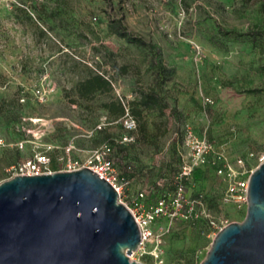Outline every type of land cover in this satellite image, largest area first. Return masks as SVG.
<instances>
[{
  "label": "rangeland",
  "instance_id": "rangeland-1",
  "mask_svg": "<svg viewBox=\"0 0 264 264\" xmlns=\"http://www.w3.org/2000/svg\"><path fill=\"white\" fill-rule=\"evenodd\" d=\"M113 19L158 47L167 69L161 87L167 109L163 115L143 112L133 131L111 105L127 110L142 91L155 88L156 68L148 48L108 30ZM93 74L109 79L111 92L78 100L77 83ZM187 132L212 144L232 167L242 159L251 171L264 158L261 0H0V183L35 153L49 156L50 170L57 171L65 147L84 164L107 145L117 173L129 181L123 201L142 192L152 204L174 189L189 155ZM219 166L194 169L186 197L197 226L176 221L160 237L163 264L204 259L217 233L200 216L204 209L218 222L243 221L246 211L221 203L223 186L214 175ZM166 226L162 220L154 228ZM130 261L156 264L147 255Z\"/></svg>",
  "mask_w": 264,
  "mask_h": 264
},
{
  "label": "water",
  "instance_id": "water-1",
  "mask_svg": "<svg viewBox=\"0 0 264 264\" xmlns=\"http://www.w3.org/2000/svg\"><path fill=\"white\" fill-rule=\"evenodd\" d=\"M138 227L89 169L0 183V264H140ZM200 264H264V163L250 174L246 214L214 236Z\"/></svg>",
  "mask_w": 264,
  "mask_h": 264
},
{
  "label": "built area",
  "instance_id": "built-area-1",
  "mask_svg": "<svg viewBox=\"0 0 264 264\" xmlns=\"http://www.w3.org/2000/svg\"><path fill=\"white\" fill-rule=\"evenodd\" d=\"M39 100L45 98L43 90L36 91ZM21 102L24 100L21 99ZM123 125L127 131H133L136 128L135 120L129 116L128 110L125 111ZM125 141H130L125 139ZM4 146V141L0 137V150ZM184 146L189 155L183 158L175 185L172 192L164 191L159 197L149 204L147 197L142 192L137 193L135 200L129 204L123 201L124 192L129 185V181L117 173L113 162L110 160V147L104 145L92 151L85 159L84 164H79L77 160L71 157L72 147L63 149V156L58 160L62 168L57 171H51V158L42 153H35L33 157L23 160L9 170V176L6 180L15 176H38L47 175L54 172H72L81 168L89 169L92 173L102 178L108 183L118 195V201L126 206L131 213L140 234V243L137 251L131 254L139 257L150 256L156 264H163V250L159 246L160 237L166 233L171 225L176 221H186L193 225L198 216L192 215V201L186 197V186L191 180L194 169H202L209 164L215 165L222 163V166L216 167L214 175L223 186L221 194V203L224 206L235 210L246 211L247 190L249 176L253 170L248 171L244 160L237 159L235 167L229 165L225 158L217 151L214 146L205 139H198L191 132L184 136ZM264 163V158L260 164ZM259 164V165H260ZM5 181V180H4ZM200 216H204L207 224L213 230L218 232L227 223L218 222V220L206 214L204 209ZM162 220L167 221V226L162 229H155L154 225Z\"/></svg>",
  "mask_w": 264,
  "mask_h": 264
},
{
  "label": "trees",
  "instance_id": "trees-1",
  "mask_svg": "<svg viewBox=\"0 0 264 264\" xmlns=\"http://www.w3.org/2000/svg\"><path fill=\"white\" fill-rule=\"evenodd\" d=\"M261 8L264 14V0H261ZM108 30L128 44L148 48L153 56L152 64L156 68V87L142 91L138 95V99L129 103L127 108L129 116L135 120L137 127V121L142 120L143 112H154L158 115H163L164 111L167 109V101L161 94V87L163 83L167 81V69L162 65L159 58L161 53L160 49L129 32L120 19L110 20L108 23ZM122 72L125 74L126 69L123 68ZM111 90L112 84L109 79L105 78L103 75L93 74L77 83L75 95L78 100L90 101L96 94L110 93ZM114 107H118L119 111H117V113L119 115L122 117L125 116L126 110L124 109V105L121 103H116L115 105L112 104L111 108ZM138 127L139 131H145V124L140 123ZM196 226L197 221L193 225L189 224V227L191 228H195Z\"/></svg>",
  "mask_w": 264,
  "mask_h": 264
}]
</instances>
